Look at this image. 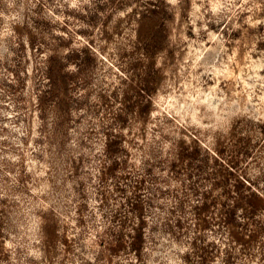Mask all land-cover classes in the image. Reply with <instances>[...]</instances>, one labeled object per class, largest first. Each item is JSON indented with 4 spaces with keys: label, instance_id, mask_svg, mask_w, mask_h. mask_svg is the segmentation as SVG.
<instances>
[{
    "label": "rangeland",
    "instance_id": "374dc122",
    "mask_svg": "<svg viewBox=\"0 0 264 264\" xmlns=\"http://www.w3.org/2000/svg\"><path fill=\"white\" fill-rule=\"evenodd\" d=\"M263 174L264 0H0V264H264Z\"/></svg>",
    "mask_w": 264,
    "mask_h": 264
},
{
    "label": "trees",
    "instance_id": "16d2710c",
    "mask_svg": "<svg viewBox=\"0 0 264 264\" xmlns=\"http://www.w3.org/2000/svg\"><path fill=\"white\" fill-rule=\"evenodd\" d=\"M57 72V67L54 62L49 63V66L47 68V73L50 76V78H54V73ZM41 106L43 105L42 103L40 104ZM43 109V107L41 108ZM264 177V174L262 175ZM143 181L140 180V183ZM143 183V182H142ZM263 188H262V186ZM144 187V186H143ZM235 191L237 193L242 194L243 192H246L244 198L250 203V206L252 207V211L257 212L259 210H264V183H256V182H247V181H240L237 182L235 185ZM156 191H158V194L163 192L161 188H156ZM242 192V193H241ZM140 205V204H139ZM138 209H141V205L138 206ZM236 209L234 208V211ZM231 212V210H230ZM231 213L229 214V216ZM231 220V219H230ZM236 223V222H235ZM137 243H139L136 251L138 252L142 248V242H141V237L138 236L137 238H134L132 244L133 247L135 248Z\"/></svg>",
    "mask_w": 264,
    "mask_h": 264
}]
</instances>
